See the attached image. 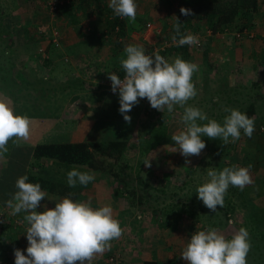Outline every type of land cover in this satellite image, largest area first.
<instances>
[{
    "label": "rangeland",
    "instance_id": "obj_1",
    "mask_svg": "<svg viewBox=\"0 0 264 264\" xmlns=\"http://www.w3.org/2000/svg\"><path fill=\"white\" fill-rule=\"evenodd\" d=\"M43 1L0 0V45L15 41L49 42L48 31L42 29L47 26L48 17L52 15L48 13L47 5ZM223 1L232 3L237 0ZM261 7L264 8V5ZM256 14L258 13H254L250 20L244 18L245 22L238 14L230 24H225L226 29L223 31L210 30L219 35L214 38L216 47L224 41L229 45L236 43L234 51L238 54V43H242L244 38L251 42L256 39L264 41V36H259L258 32V29H264V14L258 17ZM245 23L248 25L247 28L244 27ZM203 24L206 25L201 21L185 31L197 29L202 32ZM243 28L251 30L254 36L237 37L236 33ZM173 35L169 31L160 34L159 38V35L157 36L159 44L165 47L167 53L180 47L173 43ZM96 36L100 38L99 35ZM1 53L3 52L0 50V56ZM217 58L222 61L221 57ZM7 65L8 63L0 57V66ZM212 74L215 76V72ZM213 83L215 86L210 90H216L217 99L206 98L207 95H204L203 89L200 88L198 95L189 100L186 106L202 109L210 119H216L221 124L230 114L225 111L226 108L238 109L245 113V107L257 106L258 114L253 117L255 131L251 138L245 136L241 130L239 140L225 145L220 138L210 140L203 136L206 147L201 154L185 158L179 151L172 152L175 142L171 140L173 134L184 128L181 120L184 109L175 105L172 114L166 109L161 112L153 109L146 98L140 99L127 113L131 117L130 123L123 119V125L116 122L122 127H116L107 135L105 133L106 138L107 136L120 138L128 141L129 145L121 157H103L102 168L91 169L95 177H104L105 181L110 179L113 183L109 185V189L104 182V189H100V193L95 192L99 201L94 205L91 201L92 196L89 200L83 201H90L93 208L111 205L115 218L124 229L120 237L122 239L112 241L110 250L104 252L102 264H126L127 258L122 251H127V246L136 242V251L138 247L142 249L139 253L130 255L131 264H141L142 260L150 255L149 252H155V249L161 247L159 244L163 241L169 244V252L166 253L159 248L162 258L167 257L162 259L160 264H187L181 258V253L194 232L216 228L230 239L241 227H245L250 235L251 250L247 256V264H264V201L255 196L260 186L258 181L264 178V144L262 140L260 141L264 137V114L260 112L264 110V102L258 97L260 92L257 91V87L246 89L233 83L231 87L229 82ZM224 84L227 86L224 87ZM121 118L123 115L117 113L116 119ZM198 123L203 124L207 121ZM14 142L17 140L9 141L8 152L0 157V189H12L13 194L18 190L15 186L18 176L22 175L23 171L35 172L37 169L32 158L23 163L27 148L18 147L13 144ZM146 159H151V167L145 166ZM41 163L47 168L53 165L49 159H43ZM229 163L238 167L251 165L253 183L245 186V191L230 186L224 198V207L218 205L216 212H212L197 198L196 190L210 179L207 176L210 168L219 171ZM61 170L63 171V168ZM52 199L53 196L48 194L42 202L47 205ZM26 214L22 211L13 215L11 208L6 204H0V264H15L14 249H21L22 243L19 238L26 237V229L29 227L24 221ZM136 231L139 233L136 234ZM118 242L121 244L120 250L114 249ZM113 255L117 258L112 263L109 258Z\"/></svg>",
    "mask_w": 264,
    "mask_h": 264
},
{
    "label": "crops",
    "instance_id": "obj_2",
    "mask_svg": "<svg viewBox=\"0 0 264 264\" xmlns=\"http://www.w3.org/2000/svg\"><path fill=\"white\" fill-rule=\"evenodd\" d=\"M75 1L70 10L69 8L58 10V7L52 14L48 11L52 17H48L47 25L56 27L61 34L58 45L52 43L50 39L47 43L15 41L0 45L3 52L1 59L8 63L7 67H12L6 73L0 72V98L7 97L15 114L26 115L31 120L30 137L26 141L19 140L13 143L18 147L31 148L39 143L123 140L108 136L106 138L109 131L113 132V129L123 125V118L116 119L120 108L119 92L114 94L102 92L97 82L100 79H109L108 73L118 75L123 70L120 59L126 58L124 49L128 45L143 46L149 55L165 50V47L159 44L158 38L162 33H169L176 18L175 13L182 6L179 0H136L138 5L136 21L131 23L127 18H122L124 35H118L117 29L110 33L106 31L109 29L108 24L111 25V21L116 17L113 10L108 7L110 0L95 2L89 0L80 5L78 0ZM259 1V8L255 11L258 13L257 17L264 14V8L261 7L264 1ZM147 22L151 23L150 31L145 28ZM201 26L202 32L197 29L185 31L198 33L200 46L188 45V54L177 49L166 52L163 57L169 62L180 57L197 64L199 71L194 74L193 81L197 90L203 89L206 98L217 99L216 90H210L215 86L213 81H217L218 84L229 82L230 86L233 83L246 89L257 87V91L260 92L258 97L264 102V41L256 39L251 42L244 38L242 43H238L237 54L234 51L236 43L229 45L224 41L216 47L214 38L219 35L210 32L207 25ZM258 32L259 36H264L263 28L258 29ZM217 56L221 57L222 61L217 60ZM211 72H215V76ZM3 75L9 80L5 81L7 78ZM226 84L223 86H227ZM248 108L245 107V113ZM256 108L257 106L253 105L251 109L249 108L253 109L254 115L258 114ZM260 112L264 114V110ZM116 122L122 125H117ZM260 141L264 144V137ZM126 142L129 145L128 141ZM36 172L37 169L34 173ZM116 181L119 182L118 179ZM104 182L110 189L109 185L113 181L110 179L105 181L104 177L97 176L74 201L83 202L92 196L91 201L94 205L99 201L95 192L100 193V189H104ZM47 193L53 196L52 201L46 205L49 208L64 198ZM117 193L120 194L119 191ZM44 205L42 202L37 211H43ZM137 233L139 232L136 231ZM19 240L22 243L20 250L26 255L27 238L21 236ZM117 244L114 249L120 250V242ZM135 244L127 246V251H122L127 258L126 264L132 263L130 255H135L142 249L138 247L136 251ZM159 246L161 247L155 249V252H149L150 255L147 254L149 256L142 262L155 260L160 263L162 259H167L162 258L159 248L167 253L169 244L163 241ZM103 254L98 255L93 264L104 263ZM114 256L116 260L117 256L113 255V258Z\"/></svg>",
    "mask_w": 264,
    "mask_h": 264
},
{
    "label": "clouds",
    "instance_id": "obj_3",
    "mask_svg": "<svg viewBox=\"0 0 264 264\" xmlns=\"http://www.w3.org/2000/svg\"><path fill=\"white\" fill-rule=\"evenodd\" d=\"M116 16L127 18L134 23L137 17L136 0H110L108 5ZM181 14L191 15V10L180 9ZM178 21V19H177ZM172 41L177 46L196 45L199 37L193 34H182L181 23L173 25ZM126 58L120 59L125 75L121 78L115 73H108L113 93L119 92V112L123 119L130 123L129 113L140 99L146 98L153 109L169 114L174 106L184 109L181 118L183 130L171 136L175 142L172 152L179 151L185 158L199 156L206 147L203 136L210 140L220 138L223 144L235 143L243 134L249 138L255 131L253 118L238 109L226 108L227 115L223 124L210 119L200 108L186 106L189 100L198 95L193 76L199 66L180 57L169 62L159 52L146 54L140 45H128L124 49ZM198 121L207 123H198ZM31 120L26 115H17L7 97L0 98V157L8 152L10 140H28ZM178 146V147H177ZM151 159L144 164L151 167ZM186 163L188 161L186 160ZM247 167H224L217 171L210 168L208 182L198 186L197 198L212 212L217 206L224 207V198L230 186L241 190L253 183L250 169ZM67 185L75 188L77 184L87 186L95 180V173L80 171L73 167L67 172ZM27 175L16 181L18 189L6 205L12 214L27 213L24 221L28 247L26 255L20 249H14L15 264H93L98 255L110 250L111 242L119 239L124 229L115 218L111 205L93 208L91 202L74 201L65 196L55 202L52 208L44 205L43 211H37L48 193L42 190L40 183L28 182ZM251 250L249 231L245 227L226 238L216 228L196 231L181 253L187 264H247Z\"/></svg>",
    "mask_w": 264,
    "mask_h": 264
},
{
    "label": "trees",
    "instance_id": "obj_4",
    "mask_svg": "<svg viewBox=\"0 0 264 264\" xmlns=\"http://www.w3.org/2000/svg\"><path fill=\"white\" fill-rule=\"evenodd\" d=\"M84 1L88 2L89 0H78L77 2L80 5ZM92 1L95 2L96 0ZM43 2L46 3L47 0H44ZM74 2L76 1L70 0L64 2L59 6L58 10L67 8L70 10L73 8ZM259 2V0H237L232 3L229 1L224 2L223 0H179V4L182 6L175 13L176 18L170 27V31L174 34L173 25L178 23V21L181 23L182 34H185V30L193 25H198L201 21L205 22L208 29L212 32L223 31V29H226L225 24H230L238 14L243 21L244 18L250 20L251 16L256 10H258ZM182 7L190 9L192 14L187 16L181 14L180 9ZM226 7H230V9H226ZM108 25L109 29L106 30L107 32L110 33L113 30L115 31L117 27L118 35H124V20H122L121 17H114L111 21V25L110 23ZM244 25L243 26L247 28L248 25H246V23ZM179 49L184 53L186 52L185 54H188V45L180 46ZM157 52H159L161 56H165L164 54H166L167 51L159 50ZM11 68L0 66V72L6 73ZM124 74V70L118 73L120 77ZM3 76L7 78L5 81L9 80L6 75ZM249 108L251 109V106H249ZM249 108L245 114H247L248 117L253 118V109L250 110ZM126 148L127 142L124 140L39 143L31 148H27L25 156L23 159L21 158L23 163L26 162L28 158H32L35 161L34 166L37 168V172L23 171V173H21L22 175H19L18 177L27 175L29 177L28 182L40 183L42 190L57 196L65 197L70 195V198L75 200L82 190L89 187L91 182L86 187L77 184L75 188H71L67 185V172L73 167H76L80 171L100 169L104 165L103 157L119 158L125 152ZM99 156L101 158H99ZM42 159H49L53 164L52 167L47 168L45 165L41 164L39 161ZM231 166L233 165L230 163L226 165V167ZM61 168H63V171ZM258 182L260 186L259 190L255 192V196L262 198L264 201V178L259 179ZM243 190L245 191L246 188L244 187ZM12 196V189H0V204H6V201L11 199ZM142 264L160 263L155 260H145Z\"/></svg>",
    "mask_w": 264,
    "mask_h": 264
},
{
    "label": "built area",
    "instance_id": "obj_5",
    "mask_svg": "<svg viewBox=\"0 0 264 264\" xmlns=\"http://www.w3.org/2000/svg\"><path fill=\"white\" fill-rule=\"evenodd\" d=\"M70 0H47L46 5L48 8V11L52 14L53 12L56 11V9L61 6L64 2H68ZM145 28L148 29L149 31L152 29L151 23L147 22L145 24ZM116 29H118L116 27ZM43 31H48V33H50V41L52 43H54L55 45H58L60 42V32L56 27H52V26H45L43 29ZM210 30V29H209ZM146 31V32H149ZM185 34H193L199 37L198 33H192V32H185ZM254 33L246 28H243L241 31L237 32L236 35L237 37H242V36H247L249 38L253 37ZM201 41H200V37H199V43L194 45V46H198L200 45ZM125 75V74H124ZM123 75V76H124ZM123 76L121 78H123ZM98 87L102 90V92H106L107 94H114L111 90V80L110 79H100L98 82ZM118 91V90H117ZM115 257H110L109 261H114Z\"/></svg>",
    "mask_w": 264,
    "mask_h": 264
}]
</instances>
